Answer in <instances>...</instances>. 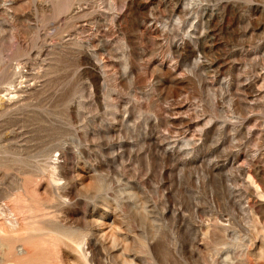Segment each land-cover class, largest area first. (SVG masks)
<instances>
[{
  "label": "rangeland",
  "instance_id": "1",
  "mask_svg": "<svg viewBox=\"0 0 264 264\" xmlns=\"http://www.w3.org/2000/svg\"><path fill=\"white\" fill-rule=\"evenodd\" d=\"M125 1L0 0V264H264V0Z\"/></svg>",
  "mask_w": 264,
  "mask_h": 264
},
{
  "label": "bare ground",
  "instance_id": "2",
  "mask_svg": "<svg viewBox=\"0 0 264 264\" xmlns=\"http://www.w3.org/2000/svg\"><path fill=\"white\" fill-rule=\"evenodd\" d=\"M135 1V0H134ZM133 1V2H134ZM130 1L126 0L125 5H128ZM140 6V5H139ZM129 7V6H128ZM143 16V15H142ZM147 16V15H146ZM167 154V153H166ZM55 163V162H53ZM55 166L53 164L54 170ZM54 174V173H53ZM81 178V177H80ZM87 178V177H86ZM83 179V178H82ZM57 180V179H56ZM81 180V179H79ZM86 180V179H85ZM96 183V182H93ZM90 181L88 182H80V191L85 193H88L90 190L93 189L94 184ZM263 185V183H262ZM77 186V185H76ZM73 187V186H72ZM96 187V186H95ZM91 193V192H89ZM180 212V211H179ZM259 212V211H258ZM178 213V212H177ZM259 218V217H258ZM217 219V218H216ZM218 220V219H217ZM219 222V221H218ZM103 225V224H102ZM102 225L100 223L92 224L87 229H84L82 231L73 230L71 232H67L65 235L68 239H71L76 245H85L89 243L90 249H89V260H93V256H101L104 255V253L111 247L114 248V246L119 245L122 251H125L128 248V243L123 242V239L121 241L120 238H118L117 234L115 233L114 228L108 229L109 231L105 230L102 232ZM104 225H107L104 223ZM262 226V225H261ZM106 227V226H105ZM107 228V227H106ZM227 232V231H226ZM87 242V243H86ZM146 252L149 255H152V249L149 244H146ZM110 251V250H109ZM126 252V251H125ZM155 254V253H154ZM86 255V254H85ZM154 256V255H153ZM116 263L117 264H134L131 259H125L122 254L116 255ZM98 260V259H97ZM96 264V262H95Z\"/></svg>",
  "mask_w": 264,
  "mask_h": 264
}]
</instances>
